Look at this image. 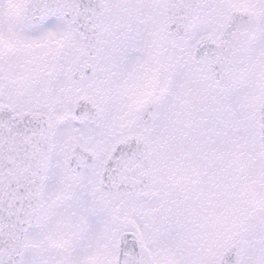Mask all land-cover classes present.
<instances>
[{
  "label": "snow or ice",
  "instance_id": "snow-or-ice-1",
  "mask_svg": "<svg viewBox=\"0 0 264 264\" xmlns=\"http://www.w3.org/2000/svg\"><path fill=\"white\" fill-rule=\"evenodd\" d=\"M0 264H264V0H0Z\"/></svg>",
  "mask_w": 264,
  "mask_h": 264
}]
</instances>
